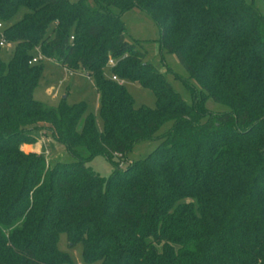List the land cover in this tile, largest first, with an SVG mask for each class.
<instances>
[{"label": "trees", "instance_id": "trees-1", "mask_svg": "<svg viewBox=\"0 0 264 264\" xmlns=\"http://www.w3.org/2000/svg\"><path fill=\"white\" fill-rule=\"evenodd\" d=\"M93 1L0 0L13 44L7 59L0 46V264L71 263L61 232L85 264H264V15L246 0ZM132 8L195 79H183L190 102L125 38ZM36 49L43 58L31 62ZM45 59L94 78L101 128L83 101L33 96ZM122 79L150 87L155 105H135ZM44 128L71 160L21 148ZM98 154L107 177L87 164Z\"/></svg>", "mask_w": 264, "mask_h": 264}, {"label": "rangeland", "instance_id": "rangeland-1", "mask_svg": "<svg viewBox=\"0 0 264 264\" xmlns=\"http://www.w3.org/2000/svg\"><path fill=\"white\" fill-rule=\"evenodd\" d=\"M87 1L90 5H94L93 0ZM246 1L252 2L264 15L263 0ZM24 10L23 7L20 8L15 19L19 18ZM122 21L125 27V38L130 42L138 40L140 44L137 47L144 51L145 59L152 61L165 74L173 88L190 102L191 93L183 79L188 78L193 84H196V81L189 76L187 69L174 52L160 48V28L153 18L137 8H132L123 13ZM12 48V43H6L2 47L1 54L5 59L9 57ZM106 72L108 73L109 70L107 69ZM121 82L133 97L135 105H155L156 97L150 87L130 79H122ZM33 96L47 104H57L62 97H65L69 103L83 101L86 104V111H91L94 114L97 126L101 128L103 125L99 109V93L94 78L80 70L70 71L54 60L45 59L42 73L33 90ZM207 105L216 110L226 108V105L213 99H208ZM171 123V120L162 123L155 134L158 135L167 130ZM42 130L45 134L40 131L37 132V143L40 144L47 163L52 165L57 161L71 160L72 156L68 153L65 145L55 139L49 129L44 128ZM157 143L158 139L155 137L137 141L127 150L121 160V166L125 167L130 161L145 156ZM87 164L105 177L110 174L113 168L111 162L102 154L95 155ZM58 246L60 249L69 252L72 259L69 264H85L81 253V243L78 242L74 246H69L65 232L59 234Z\"/></svg>", "mask_w": 264, "mask_h": 264}, {"label": "built area", "instance_id": "built-area-1", "mask_svg": "<svg viewBox=\"0 0 264 264\" xmlns=\"http://www.w3.org/2000/svg\"><path fill=\"white\" fill-rule=\"evenodd\" d=\"M6 43L7 42H6L4 34H3V23L0 21V46H4ZM42 58H43V54L41 53V51L39 49H36L34 55L31 57L30 61L31 62H37V61L41 60ZM114 63H115V60L112 57H110L108 59V64L113 65ZM112 78L116 79L117 76L113 74Z\"/></svg>", "mask_w": 264, "mask_h": 264}, {"label": "crops", "instance_id": "crops-1", "mask_svg": "<svg viewBox=\"0 0 264 264\" xmlns=\"http://www.w3.org/2000/svg\"><path fill=\"white\" fill-rule=\"evenodd\" d=\"M48 60H53V59H48ZM55 61V60H54ZM57 62V61H56ZM59 63V62H58ZM60 64V63H59ZM63 66V65H62ZM65 67V66H63ZM66 68V67H65ZM67 69V68H66ZM69 70V69H67ZM71 71V70H70ZM42 134H45V132L43 130L40 131ZM38 140V139H37ZM35 142H31V143H22L21 144V148L25 151H36V152H42V148L40 146L39 143H37L38 141Z\"/></svg>", "mask_w": 264, "mask_h": 264}]
</instances>
